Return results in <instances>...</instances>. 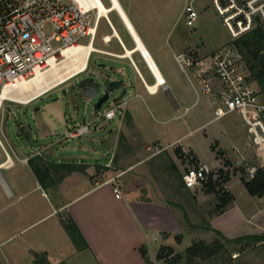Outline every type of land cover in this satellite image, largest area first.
I'll return each instance as SVG.
<instances>
[{
  "label": "rangeland",
  "instance_id": "obj_1",
  "mask_svg": "<svg viewBox=\"0 0 264 264\" xmlns=\"http://www.w3.org/2000/svg\"><path fill=\"white\" fill-rule=\"evenodd\" d=\"M118 1L125 6L130 16L134 17V21L138 27V33H165L163 42L173 44V46L178 42L179 47L177 48L179 49L177 51H181L183 48L187 49L188 46L194 48L197 45L202 53H206L216 47L226 45L231 41L229 34L226 32L209 0L195 1L194 6L199 14L195 27L193 28L187 27L180 17L183 3L179 0ZM101 2L105 7H108L110 4L109 0H101ZM102 23H104L103 19L101 20V24ZM87 41L88 37H83L80 44H86ZM174 48H176V46H174ZM160 52L161 60L165 65V69L172 76L171 81L169 82L172 83L175 80L177 82L183 80L182 76H178L180 75V71L173 59L171 60V58L165 54L167 52L169 53V51L167 50L164 52L161 50ZM160 52L158 53L160 54ZM163 54L168 58H164ZM96 55V53H91L90 56H88V61H86V67L83 72H78L75 74L76 76H73L62 84L53 87L52 90H47L28 106H22L19 104L14 105L13 113L16 124L10 119L9 138L5 141L0 137L1 143L5 148H7V144L10 143L18 148L20 153L29 156L32 153L36 155V151L39 147L42 148L48 146L49 149L44 154H47V158L54 163L52 166L54 171H61V169H64L62 166L55 165L57 161H59V163L70 160L76 162L78 158L81 157H84L87 160L99 159L104 161L108 154L113 153L115 150L114 139L119 132L121 125L120 108L116 107V103L111 102L113 95H110L109 100L102 103L99 110L96 112L93 110V105L104 91L103 83L114 79L115 76L107 68L105 69L98 66L100 61H98ZM61 60H64L63 56L58 55L54 63L58 67H61L65 64L62 63L64 61L61 62ZM101 63L104 66L109 67L108 62L104 61ZM43 77V85L39 88L35 87L30 92L21 95L22 99H31L40 90L47 87L48 84L51 83L50 81L55 78L51 73H46ZM87 79L93 80L101 87L98 97L90 101L82 97V90L77 86L79 83ZM177 87L185 93L188 86L186 88L184 87V89L181 88L179 84L171 86V92L180 105V110L178 112L170 110V106L167 104V110L158 112L153 108V104L155 105L156 103L154 100L151 101L146 99L145 103H138L140 109L137 122L141 125L142 133L145 134V137L148 140H157L162 144L167 145L172 141L174 136H182L183 134L197 128L190 133V135L184 137V140L181 142L179 141L180 144L186 148L184 150L190 153L193 152L197 156L200 161L198 163L208 165L213 170V173H217L218 169H222L229 173V180L225 185L228 187L227 191L233 196V202L235 204L231 206L232 210H230H234L241 214L238 219L231 218L226 214L224 215L222 219L226 223V225H224L226 226V231L222 234L225 238L230 240L239 237L264 235V199L262 197H250L240 182L241 177L247 179L245 175L246 169L253 165L257 166L259 162L255 154H253L247 135L244 132V127L234 114L210 122L209 120L213 116V102H211L209 96L200 93L196 102L194 91L191 92L189 90L190 93H193L192 100L190 98L189 100L186 99L185 102H181L180 96H178ZM129 96L130 94L127 91L119 103L124 107L132 104L134 100L128 101L127 99H129ZM124 102H126V104ZM189 106L191 107L186 109V112L183 113V109ZM108 109H113L115 112V116L111 120H107L102 116ZM124 122L125 119L123 116L122 123ZM87 123H90V129L87 135L77 139L64 138V134L67 130L72 129L75 125ZM123 140V138H119L114 157H110L111 160H106L107 163H103L106 167L108 166L107 169L110 171H116L125 167L127 166L126 164H130L134 160L132 158L127 159V157L121 158V156L127 152L128 147ZM233 142L246 149V158L244 161H239V155L236 154L234 146L231 145ZM148 144L149 146H153L154 143L150 141ZM172 145L167 147H171ZM171 149L173 153L176 149H180L181 151L182 147L174 145ZM44 154L41 153L40 155L45 160L46 157ZM179 158L178 163L181 169L180 171L182 172L183 165L186 163L183 158ZM226 160L229 162L228 166L224 165ZM161 162L164 163L163 165H166V159H162ZM48 165V163L43 162V168L40 170H43L44 167H47L49 170ZM18 167L19 164L16 163L13 171L17 170L22 174L24 170ZM103 168L105 167L102 165L101 169ZM171 172L172 171H170V174L167 173L166 177L172 179L173 183L167 184L169 179L167 181L163 180L165 179V175L161 172L159 176H161L163 181H159V184L164 185L165 188H167L164 200L175 204L176 210L185 222V224H183L184 235L182 234L179 243L173 245L174 248L172 255L174 256L179 253L183 259L180 260V264H185V249L191 244V242L200 240L199 237H196L194 232L190 233L193 229V224L191 222L199 223L200 214H198L197 210H202L201 220H204V215L209 216V212L216 201L212 195L210 197L205 196L200 186L192 189V193H194L200 201L199 205L196 204L195 196H191L192 199H190V197H187L184 193L181 194L180 191L176 189H174V191L169 189L168 185L176 187L181 185L179 176L176 173ZM37 174L41 175L40 183L43 187L46 186L45 191L52 200L53 206L56 208L55 198L51 191L54 193L57 190V187H60L61 182L56 181L55 176L52 173V176L54 177L53 179L55 180L53 184L49 185L50 180H48V178H43L45 177L43 172L41 173V171H39ZM129 175H132V173ZM76 184L77 183H70L69 186L72 187ZM30 190L31 189L27 187L22 191L28 193L22 197L18 203H10L13 200H5V203L3 204V212H0L1 226V222L7 218V214L15 212L18 208L21 210V216L19 222H17L13 228H7L2 235H0V239H6L9 237V239L0 245V264H29L31 261L30 250L33 246L38 244L40 240V231H43L44 229H47V237L49 239L48 244L50 240H52V246L54 249L60 247L63 248L65 243H70L69 247H71L72 241L61 225L62 220H72L69 214H66L67 211H57L52 218L41 223L38 222L19 232V230L29 226L35 218L39 216L38 213L34 214V211H32L31 208L32 205L39 207L42 203L35 193L29 192ZM203 212H205V214ZM241 219H243L244 222H242ZM199 224L203 227L206 226V223ZM43 240L44 239H42V241ZM246 243L247 245L243 242L227 243L225 244L226 250L224 253L219 254L208 261H196L193 264H264V242L251 243V241L247 240ZM77 246L78 247L76 248H81L80 244ZM149 249L151 253L155 249L153 242ZM167 261H169V259L163 260V264H169Z\"/></svg>",
  "mask_w": 264,
  "mask_h": 264
},
{
  "label": "crops",
  "instance_id": "obj_2",
  "mask_svg": "<svg viewBox=\"0 0 264 264\" xmlns=\"http://www.w3.org/2000/svg\"><path fill=\"white\" fill-rule=\"evenodd\" d=\"M120 5L129 18L136 32L135 34L142 42L144 49L161 75L163 84L156 83V77L151 72L146 59L141 56V51L136 48L135 39L124 21L123 24L118 15L113 11L108 12L105 17H100L93 39L81 45L84 46L90 43L93 46L95 50L91 53L97 54L96 57L100 61L98 66L107 68L115 76L112 80L122 81L123 87H126L130 94L127 100H134L127 107L122 105L123 114L120 116L121 125L114 139L115 150L113 153L108 154L104 161L99 159L87 160L84 157L78 158L76 162L70 160L59 163L57 161L55 165L62 166L64 169L54 171L52 167L54 163L47 158V154H44L49 149L48 146L37 149L40 154L43 153L46 157L44 160L41 155L36 156L34 153L25 156L20 153L18 148L10 143L5 148L0 139V212H3L5 200H13L10 203H18L28 193L22 191L29 187L31 189L29 192L35 193L42 204L39 207L32 205V211H34V214L38 213L39 216L29 226L19 230V232L38 222L41 223L52 218L57 211H67L66 214H69L81 236L80 240H78V244L81 247L79 249L71 241V247H69L70 243H65L63 248L54 249L52 240L48 244L47 229L40 231V240L30 250V255L31 252L45 253L44 259L48 264H59L62 262L65 264H163V260H157L156 258L158 248L160 246H169L173 249V245L177 244L175 237L184 235L183 224L185 222L176 210L175 204L164 200L167 188L159 183L169 179L166 175L167 173L170 174V171L176 173L180 178L181 169L178 163V159L180 158L176 155L179 149L174 150L173 154L171 148L174 145H178L182 149H186L180 142L197 128L182 136H174L172 141L167 145L157 140H148L141 131V125L137 122L140 109L138 103H145L146 99L154 100L156 103L155 105L153 104V108L158 112L167 110L166 104L170 106V110L178 112L180 105L171 92V86L178 84L183 89L188 86L187 91L184 90L185 93L177 87L180 101L185 102L186 99L189 100L190 98L192 100L193 93H190V91L193 92V90L184 75L179 72L180 75L178 76H182L183 80L169 82L172 76L167 72L165 65L162 63L161 50L164 52L168 50L169 53L167 52L165 54L171 60L173 59V54L184 50H192L196 56L201 58L224 45L216 47L206 53H202L197 45L194 48L188 46V48L186 47L187 49L183 48V50L177 51L179 49L177 48L179 47L178 42L174 45L176 48H174L173 44L163 42L165 33H138V27L136 26L134 17L130 16L124 5ZM102 19L104 23L101 24ZM165 54H163L164 58H168ZM104 61L108 62L109 67L101 63ZM150 86L155 87L154 90L150 91L147 89ZM36 99H28V102L25 104H19L10 99H0V137L5 141L9 138V120L12 119L15 122L13 113L14 105L28 106ZM211 102H213L214 108L216 103L212 99ZM190 107H185L183 113ZM123 116L125 119L124 123H122ZM234 116L237 118L236 115ZM209 121L211 122L212 118ZM120 137L124 139L123 141L128 146L127 152L121 158L127 157V159L132 158L134 160L132 163L126 164L127 166L125 167L116 171H110L107 169L108 166L106 167L103 163H107L106 160L109 156L114 157ZM150 141L160 146L173 145L167 147L164 151L155 153L153 150L147 151V147L149 146L148 142ZM231 145L234 146L236 154L239 155V161H244L246 158V149L241 145L234 144V142ZM190 154L192 155L194 153L192 152ZM192 156L197 162H200L195 154ZM162 159H166V165H163L164 163L161 162ZM43 162L49 164V170L47 167L43 169L45 171V177L42 176L50 180L49 185L53 184L55 179L61 182L60 187H57L54 193L51 191L55 198L56 208L53 206L52 200L45 191L46 186L43 187L41 185L33 171L34 169H42ZM16 163L19 164L18 168L24 170L22 174L17 170L13 171ZM102 165L105 168L101 169ZM184 167L185 165H183V169ZM161 172L165 175V179L163 180L159 176ZM52 173L55 179H53ZM130 173L132 175H129ZM112 178L114 182L120 184L121 196L119 199L115 198L112 192L113 182H106ZM167 182V184H172L173 180L169 179ZM70 183L77 184L70 187ZM168 186L173 191L176 189L181 194L184 193L190 199H192L191 196H195L196 204H200L197 196L192 193V189H187L182 185H178V187ZM224 187L227 190L228 187L226 185ZM204 195L211 196L208 194ZM233 205H235L234 202L219 216L209 217L204 215V220H201L202 210H197L198 214H200L199 223H206V226L208 224L212 230H206V226L203 227L199 223L191 222L193 229L190 233L194 232L196 237L206 242L214 239L215 234L213 230L224 234L226 231V226H224L226 223L222 219L224 215H229L234 219H238L241 215L239 212L231 211V206ZM205 212L203 213L205 214ZM7 215V218L1 222L0 235L7 228H13L19 222L21 210L18 208L15 212H10ZM241 220L244 222L243 219ZM7 239L9 237L0 239V245ZM42 239L44 240L42 241ZM152 242L154 243L155 249L151 253L149 247ZM141 251L145 252V258L142 257ZM30 260L29 264H32V255Z\"/></svg>",
  "mask_w": 264,
  "mask_h": 264
},
{
  "label": "built area",
  "instance_id": "obj_3",
  "mask_svg": "<svg viewBox=\"0 0 264 264\" xmlns=\"http://www.w3.org/2000/svg\"><path fill=\"white\" fill-rule=\"evenodd\" d=\"M179 1L183 3L180 17L184 24L195 27L199 14L194 6L196 0ZM209 1L231 41L201 58L192 50L175 53L173 61L194 91L196 102L201 93L216 103L212 121L237 116L259 161L257 166L246 169L247 179H252L264 167V95L249 81L242 55L232 42L256 28H264V0ZM99 19L88 0H0V93L8 84L47 72L62 51L81 47L83 37L91 41ZM141 56L144 58L142 52ZM116 107L121 116L122 104L118 102ZM102 116L111 120L115 112L108 109ZM89 124L75 125L64 138L87 135ZM166 148L154 144L147 151L159 153ZM181 151L186 164L180 181L187 189L201 186L213 170L196 162L190 152ZM36 153L40 156L38 150ZM113 180L106 182H113L112 192L119 199L120 184Z\"/></svg>",
  "mask_w": 264,
  "mask_h": 264
},
{
  "label": "trees",
  "instance_id": "obj_4",
  "mask_svg": "<svg viewBox=\"0 0 264 264\" xmlns=\"http://www.w3.org/2000/svg\"><path fill=\"white\" fill-rule=\"evenodd\" d=\"M232 43L236 50L242 55L243 63L249 73V81L257 87L262 95H264V28L259 27L250 33H245ZM176 155L182 158L180 149L176 152ZM224 165L228 166L229 162L226 160ZM33 171L36 177L38 176V180L40 181L41 175H38L37 172L41 171V173H45V171L39 169H34ZM228 180L229 173H227V171H223L222 169H218L217 173L212 172L209 174L200 186L204 194L212 195L216 201L209 212V217L222 214L227 207L233 203V196L224 187ZM240 182L250 197H262L264 193V167L257 170L254 178L245 179L244 177H241ZM180 183L184 187L181 181ZM61 225L70 237L72 243L78 247V240H80L81 236L74 222L72 220H62ZM206 227V230H212L208 224ZM213 232L215 237L211 242H205L204 240L191 242V244L184 251L185 264H193L196 261H208L211 258L224 253L226 250L225 244L227 243L243 242L247 245V240L251 241V243L264 242V235L239 237L237 239L230 240L225 238L216 230H213ZM180 238L181 235L175 237L177 243L180 242ZM31 255L33 256L32 264H43L45 262V253L40 254L32 252ZM141 255L143 258L146 257L145 252L143 251H141ZM172 255L173 249L171 247L160 246L158 248L156 258L157 260L169 259V261H167L169 264H180V260H183L179 253L174 256ZM45 264L48 263L45 262ZM59 264L65 263L62 262Z\"/></svg>",
  "mask_w": 264,
  "mask_h": 264
},
{
  "label": "bare ground",
  "instance_id": "obj_5",
  "mask_svg": "<svg viewBox=\"0 0 264 264\" xmlns=\"http://www.w3.org/2000/svg\"><path fill=\"white\" fill-rule=\"evenodd\" d=\"M88 1L90 2V5L96 11L99 17H105L108 12L113 11L118 15L122 23L124 21V23L128 27L129 31H131L135 39L136 48L144 54V59H146V61L149 64L148 66L151 69V72L156 77V80H157L156 83L163 84V79L161 78V75L159 74L156 66L150 59L147 51L144 49L142 42L135 34L136 32L133 26L131 25L129 18L127 17L126 13L121 7L119 1L109 0L110 4L108 7H105L103 3L101 2V0H88ZM94 50L95 49L93 48V46L89 43L81 47L69 48V49L62 51L60 55L63 56V59H64V60H61V62L64 61L62 63H65L63 66L58 67L55 63H50V68L47 72L37 73L33 78H30L28 80H23V81L18 80V81H15L13 84H8L3 89V91L0 93V99L1 100L10 99L11 101H14L19 104L27 103L28 99L27 100H25V98L22 99L21 95L30 92L35 87L36 88L41 87V85H43L42 82H43L44 74L51 73V75H54L55 78L50 81L51 83L48 84L47 87H44V89L40 90L34 97H32V99H36L40 97L47 90L49 89L52 90L53 87L59 84H62L63 82H65L66 80H68L69 78L73 76H76L75 75L76 73L83 72L86 67V61H88L87 58L90 55V53ZM154 88L150 86L147 89L152 91L154 90Z\"/></svg>",
  "mask_w": 264,
  "mask_h": 264
},
{
  "label": "water",
  "instance_id": "obj_6",
  "mask_svg": "<svg viewBox=\"0 0 264 264\" xmlns=\"http://www.w3.org/2000/svg\"><path fill=\"white\" fill-rule=\"evenodd\" d=\"M77 86L82 90V97L88 101L98 97V94L101 91V87L91 79L84 80ZM103 90L104 91L102 95H100L96 103L93 105V110L95 112L99 110L102 103H105L109 100L110 95H113V97L111 98V102L117 103L124 97L127 92V88L123 87V83L120 80L106 81L105 83H103ZM118 91L119 93L115 95V93Z\"/></svg>",
  "mask_w": 264,
  "mask_h": 264
}]
</instances>
